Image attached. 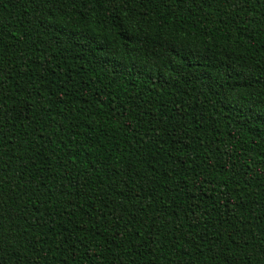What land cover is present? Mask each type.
Wrapping results in <instances>:
<instances>
[{
	"label": "trees",
	"instance_id": "obj_1",
	"mask_svg": "<svg viewBox=\"0 0 264 264\" xmlns=\"http://www.w3.org/2000/svg\"><path fill=\"white\" fill-rule=\"evenodd\" d=\"M0 264H264V0H0Z\"/></svg>",
	"mask_w": 264,
	"mask_h": 264
}]
</instances>
